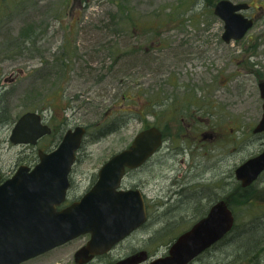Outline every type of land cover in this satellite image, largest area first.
I'll use <instances>...</instances> for the list:
<instances>
[{"label": "rangeland", "instance_id": "374dc122", "mask_svg": "<svg viewBox=\"0 0 264 264\" xmlns=\"http://www.w3.org/2000/svg\"><path fill=\"white\" fill-rule=\"evenodd\" d=\"M217 1L0 0V107L4 105L8 111L0 119L5 116L9 119L0 125V170L3 174L12 175L20 164L33 165L39 146L53 147L58 143L56 132L37 147L10 141L9 135L18 117L26 111H38L53 125L72 128L81 124L88 128L71 172L72 186L68 194L70 199L80 197L95 181L101 165L126 148L146 126V121L139 118L135 109L141 113L143 104L155 98L164 100L192 90L184 89L187 80L184 72L174 73L177 72L173 69L176 63L184 62V69L192 70L185 71L190 76L206 75L215 66L220 68L227 64V46L214 43L216 34L224 30L223 19L214 14ZM234 1L264 6V0ZM136 27L137 32H134ZM164 30L167 31L162 35L160 31ZM259 31H264V17L257 20L251 33ZM148 38L167 39L169 47L134 56V40L145 44ZM263 48L264 42L261 50ZM120 55L124 57L119 60ZM258 57L262 66L257 68L264 71V55ZM137 61L138 77L131 69ZM63 63L66 69L62 71ZM169 71L174 77H168ZM12 74L16 79L7 81ZM254 80L252 86L255 88ZM134 81L140 83L138 104L134 100L133 90L137 88ZM252 92L251 109L260 103L258 90ZM154 160L156 164L149 162L140 170L130 171L124 183L131 186L151 180L144 188L150 200L149 230L157 232L155 249L161 254L166 249L164 244L189 229L197 220L196 215L209 207V201L206 199L203 205L188 201L195 195L196 187L186 189L182 199L176 195L169 197L172 189L178 187L174 180L185 176L181 175L183 168L179 159L163 157L165 163L162 165L158 158ZM242 160V153L232 154L220 164L222 167L216 169L217 172L204 173L202 186L209 182L206 178L218 183H208L211 187H207L205 194L210 198L234 196L236 189H232L233 184L228 186L220 172ZM171 163H175L178 170L172 171L169 179H161V172ZM247 195L253 203L243 205L239 200L233 201L236 224L255 221L263 230L264 172ZM82 241L74 239L23 264H75L74 252ZM223 248L205 252L201 260L193 264H220L224 259ZM261 257L264 264V250ZM238 262L232 260L226 264Z\"/></svg>", "mask_w": 264, "mask_h": 264}, {"label": "water", "instance_id": "95a60500", "mask_svg": "<svg viewBox=\"0 0 264 264\" xmlns=\"http://www.w3.org/2000/svg\"><path fill=\"white\" fill-rule=\"evenodd\" d=\"M247 2L219 0L214 12L224 21L225 39L241 38L253 24L242 10ZM264 99V81L260 84ZM264 130V114L256 131ZM52 132L38 111H26L15 122L9 139L13 144H36ZM87 128H69L56 148L38 150L39 161L18 166L2 181L0 171V264L28 260L81 234L91 232L88 244L76 252L82 263L91 255L108 250L115 242L147 219L145 202L138 189H119L127 169L143 164L162 144L161 131L153 126L141 130L131 144L114 153L98 170L97 180L80 199L58 209L71 186L70 173ZM264 171V150L236 168L244 187ZM233 210L224 199L180 234L169 253L150 264H188L223 239L234 227ZM91 254V255H89ZM130 261V260H129Z\"/></svg>", "mask_w": 264, "mask_h": 264}, {"label": "flooded vegetation", "instance_id": "af4514ba", "mask_svg": "<svg viewBox=\"0 0 264 264\" xmlns=\"http://www.w3.org/2000/svg\"><path fill=\"white\" fill-rule=\"evenodd\" d=\"M232 1L235 3L247 2L249 4L248 8L242 10V13L247 18L252 19L253 24L239 39H225L223 37L224 30L222 34H216L214 43H222L227 46V64L220 68L215 66V69L213 70L212 67V71H207L206 75L191 74L190 76L185 71L192 72V70H185L183 66L184 62L176 63L173 69L177 72L174 73L179 75V73L184 72L187 76L184 89L192 90H184L182 95H178L176 97L169 96L164 100L155 98L150 103L143 104L142 109H140L142 110L141 113H139V109H135L138 110L136 114L139 115V118L147 123L141 130L155 126L162 133L161 146L143 164L133 169H127L119 188L121 190L138 189L141 192L147 212L146 221L115 242L108 250L101 253H95L93 255L89 254L91 257L82 263L77 261L76 252L81 247L88 244L92 237L91 232L81 234L63 243L66 244L77 238L83 240L74 252L75 264H150L157 257L167 255L171 245L181 234L180 233L174 237L172 241L170 240L168 243L164 244L166 249L161 254H158L155 249L157 232L149 230L151 219L149 210L150 200H148V196L144 191V188L146 185L150 184L151 180L146 179V181H140V184L138 185L135 184L128 186L124 183V180L130 171L140 170L147 166L149 162L156 164L154 160L155 158H158V162L161 165L165 163L163 157H171L172 159L174 158L177 160L179 159L181 168H183L181 175L185 176H181L179 180H174L178 182V187L172 189L171 193H173L170 194L169 197L176 195L178 199H182L186 189L196 187L197 191L195 195L189 198H193V201L202 205L203 202L208 199L209 207L203 215L205 216L215 202L220 199L227 201V195L218 196L217 198H210L207 196L205 194V190L207 187H211L208 183L216 184V180L211 178V180H209L206 178L209 182H207V185L203 184L202 186L201 184L205 179L204 173H208L209 171H212L213 173L217 172L216 169L218 170V168L222 167L220 164L224 163L227 157L240 152L243 154L244 160L238 164H233L232 167L224 169L220 173L225 179H227L228 186L232 184L234 187L237 184L242 186L241 181L236 177L237 166L248 158L257 155L264 150V130L256 131V127L260 123L264 114V99L261 96L260 87L261 82L264 81V71L257 68L258 66H262L261 59H258V56L261 54L264 55V48L261 50V46H263L264 42V31L251 33V30L254 28L257 20L264 17V6L262 4L260 5L249 1ZM136 29L137 27L134 29V32H137ZM166 31L167 30L160 31V33L163 35ZM146 41L147 43L143 44L141 40H134V44L132 46V53L134 56H137L139 52L148 54L155 49L163 50L164 48L169 47L167 39L156 40L148 38ZM180 43L183 45L184 41L181 40ZM123 57V55H120L118 59L120 60ZM186 58L187 57L184 58V61H187ZM131 69L132 73L138 77L140 73L138 70L139 62H134ZM19 72L22 73V70ZM168 77H174L172 71H169ZM220 77H222V82H219ZM15 79L16 77L12 74L11 77L6 80L13 82ZM205 79L206 81L204 82ZM252 79H255V88L252 86ZM133 85H136L137 87L133 90V86L131 90H133L134 100L138 104L140 83L138 81L135 83L134 81ZM253 90H258L260 103L258 106L255 103L256 106L251 109L249 106H252ZM248 101H250V104H247ZM41 114L44 122L51 126L52 132L40 137L36 144H27L32 147L39 146L41 142L44 143V140L55 132L59 135V143L65 132L71 128H65L66 125L62 127L59 125H53L50 119H47L43 113ZM149 118H151V120H148ZM140 131H138L136 135ZM58 143H56L53 147L45 146L46 144L39 146L38 150L43 149L44 151L49 152L53 150ZM38 150L37 156L34 159L37 161L33 165L39 161ZM178 168L179 167L175 166V163L169 164L166 169H164L165 172H161V179H169L171 177L170 173L172 171H177ZM197 170L200 171L196 172ZM195 172L197 174H195ZM1 173L2 181L11 176H5L2 171ZM97 175L95 181L97 180ZM95 181L80 197L70 199L68 197V191L66 201L62 205L58 206V209L66 207L73 201L80 199L91 189ZM234 187L232 189H235ZM206 251L199 254L189 264H193L195 261L201 260L202 255ZM17 264H23V261Z\"/></svg>", "mask_w": 264, "mask_h": 264}, {"label": "trees", "instance_id": "16d2710c", "mask_svg": "<svg viewBox=\"0 0 264 264\" xmlns=\"http://www.w3.org/2000/svg\"><path fill=\"white\" fill-rule=\"evenodd\" d=\"M61 69L62 71L66 69L64 63L62 64ZM5 112L7 115L8 111H5V106L1 105L0 117H3L5 115ZM7 120L9 119H7L6 116L4 118H1L0 125L5 124ZM252 185L243 188L242 186L237 184L234 187L237 191L235 195L226 197L228 203L230 204V207L233 210V201L235 200H239V202L243 205L253 203L252 199L249 198L250 196L248 197L247 195V192L252 187ZM188 201H193V198H189ZM206 211L198 213L196 215L197 219L202 217L206 213ZM258 224L259 223L255 221L245 223L243 222L241 225H237L235 223L232 231L206 252H214L215 249L219 250V247L223 246L225 248L221 250V254H223L224 259L220 262V264H226L227 262H230L232 260L239 261L237 264H262L261 255L264 250V229L262 228L263 230H260Z\"/></svg>", "mask_w": 264, "mask_h": 264}]
</instances>
